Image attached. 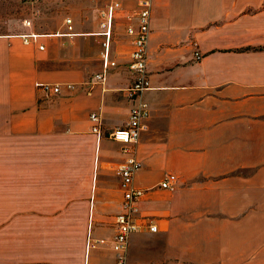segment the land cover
<instances>
[{
  "label": "crops",
  "instance_id": "0c3cea01",
  "mask_svg": "<svg viewBox=\"0 0 264 264\" xmlns=\"http://www.w3.org/2000/svg\"><path fill=\"white\" fill-rule=\"evenodd\" d=\"M115 1L108 56L116 64L90 88L101 69L99 12L109 0H0V151L5 160L19 155L28 177L42 166L67 188V196L27 197L35 182L0 181L13 186V206L30 208L8 214L0 228V264L44 260L12 219L44 217L38 204L59 196L68 204L60 213L52 205L51 215L77 208L89 238L103 239L88 249V261L114 263L113 217L122 201L115 166L124 155L106 134L124 125L132 104L120 89L133 78L134 35L126 27L136 25L137 0ZM29 34L35 38L23 41ZM146 69L149 114L133 177L143 195L127 264H264V0H151ZM36 83L57 84L59 92L43 93ZM90 112L99 114V138L89 131ZM166 174L175 177L173 190L159 186ZM86 239L68 264H82ZM63 250L54 253L60 262L49 261H65Z\"/></svg>",
  "mask_w": 264,
  "mask_h": 264
},
{
  "label": "built area",
  "instance_id": "2783aa9c",
  "mask_svg": "<svg viewBox=\"0 0 264 264\" xmlns=\"http://www.w3.org/2000/svg\"><path fill=\"white\" fill-rule=\"evenodd\" d=\"M136 4L137 6L134 11L136 25L135 27L130 25L126 27V32L134 35L130 61L127 64V68L132 72L133 78L128 85L120 89L121 95L127 100H130L132 104L124 125L120 128L112 129L106 134L107 138L121 144V151L124 155L123 160L115 166V173L122 187V201L120 203V212L113 217L115 226V233L112 241V249L114 252L113 264H127L126 254L128 237L139 228V220L137 218L138 201L143 195V189L133 184V177L140 167V163L135 157V146L138 141L139 133L144 127V119L149 114V107L147 102L142 98V93L149 87L146 59L151 0H137ZM119 7V2L109 0L99 12V27L101 29L99 33L103 37L99 51L101 69L92 75L90 79V88L100 86L104 80L105 70L116 64L115 61L109 58L108 49L113 12ZM65 22L67 23V28L70 29L69 19H66ZM24 23L28 24V21H24ZM27 37L34 39L35 34H29L28 36L24 35L23 41H26ZM39 48H41V46H39ZM194 58L196 60L200 58L198 51L194 52ZM35 86L43 93L59 92V86L57 84L36 83ZM66 86L71 87L70 84ZM88 118L91 122L89 127L90 133L99 138L101 135V120L99 114L90 112ZM174 179V175L166 174L160 180L159 186L161 188L173 190ZM143 222H147L150 231L155 229V226L150 224L146 219L143 220ZM101 242H103V239H91L88 235L82 264H96L88 261L87 252L89 248Z\"/></svg>",
  "mask_w": 264,
  "mask_h": 264
},
{
  "label": "rangeland",
  "instance_id": "374dc122",
  "mask_svg": "<svg viewBox=\"0 0 264 264\" xmlns=\"http://www.w3.org/2000/svg\"><path fill=\"white\" fill-rule=\"evenodd\" d=\"M31 1V0H30ZM23 2V0H21ZM20 11L22 12L23 9L14 7L13 11ZM15 11V12H17ZM35 13V11H33ZM0 151V181L2 182L3 179L9 178H22L23 180H27V184H32L35 182V185H26V196L29 197L30 195H43L48 193L49 197L53 193L58 191L59 195L67 194L66 188V181L61 185H57V178H51L48 174L45 173V168L43 169L42 166H38L35 170V175L28 177L27 172H21L19 167V158L20 156L16 153L13 155H9L5 160L4 155ZM37 156V161L45 162V157L39 158V154H35ZM30 155L27 156V161L30 160ZM6 163V166L4 165ZM7 168H5V167ZM28 177V179H26ZM0 182V183H1ZM59 182V180H58ZM16 186V185H14ZM13 186H3L0 184V228L9 220L8 214H19L28 212L30 208L24 206H13V202L15 201L14 198L10 197L7 193L9 188ZM76 188V187H75ZM74 189V188H73ZM77 190V189H76ZM55 191V192H54ZM77 192V191H76ZM67 196V195H66ZM55 202H42L38 205L40 206V210L43 213L44 217H37V218H15L12 219V224L14 225H22L27 230V240L28 244L31 245L34 250L36 249H43L44 250V260L42 262H36L33 264H58L52 263L49 259H54L58 261L57 255L54 253L61 252L60 248L63 247V253L69 252L66 257L65 261L61 260L62 263L59 264H68L67 257H70L72 253L77 256V253L80 249L81 244L88 235L91 236L90 227L84 226L85 219L79 215L77 208L71 214H68L66 211L64 213L66 215H58V217L53 216L56 212H63L65 206L68 202H63L60 199ZM11 198V200H10ZM56 206V212H50L53 209V206ZM43 233V239L38 237V233ZM72 250V252H71ZM70 259V258H69ZM60 262V261H58Z\"/></svg>",
  "mask_w": 264,
  "mask_h": 264
}]
</instances>
